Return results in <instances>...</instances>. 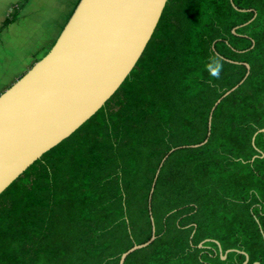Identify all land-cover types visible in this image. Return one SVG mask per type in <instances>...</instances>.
<instances>
[{
	"label": "trees",
	"instance_id": "16d2710c",
	"mask_svg": "<svg viewBox=\"0 0 264 264\" xmlns=\"http://www.w3.org/2000/svg\"><path fill=\"white\" fill-rule=\"evenodd\" d=\"M232 2L166 1L116 91L0 193V264H118L172 148L124 264H264V0Z\"/></svg>",
	"mask_w": 264,
	"mask_h": 264
},
{
	"label": "water",
	"instance_id": "95a60500",
	"mask_svg": "<svg viewBox=\"0 0 264 264\" xmlns=\"http://www.w3.org/2000/svg\"><path fill=\"white\" fill-rule=\"evenodd\" d=\"M166 1H78L48 52L0 94V193L43 153L89 119L116 91L144 50ZM243 65L247 70L243 79L224 92L211 107L207 137L190 147L207 141L216 105L248 74L249 65ZM263 131L264 127L256 133ZM173 150L175 148L161 159L149 191L151 236L123 252L118 264H124L130 253L155 239L151 196L159 170ZM214 242L219 247L221 259H225L232 249L222 254L219 243ZM240 253L245 256L243 264H247L248 256Z\"/></svg>",
	"mask_w": 264,
	"mask_h": 264
},
{
	"label": "rangeland",
	"instance_id": "374dc122",
	"mask_svg": "<svg viewBox=\"0 0 264 264\" xmlns=\"http://www.w3.org/2000/svg\"><path fill=\"white\" fill-rule=\"evenodd\" d=\"M18 0H0V23ZM77 0H32L0 33V67L24 65L22 76L56 40ZM14 79H18V78ZM16 81V80H15ZM13 80L12 84L15 82Z\"/></svg>",
	"mask_w": 264,
	"mask_h": 264
},
{
	"label": "crops",
	"instance_id": "0c3cea01",
	"mask_svg": "<svg viewBox=\"0 0 264 264\" xmlns=\"http://www.w3.org/2000/svg\"><path fill=\"white\" fill-rule=\"evenodd\" d=\"M23 68L24 65H19V64L15 66H11L10 70L9 68H7V65L0 67V94L12 84L13 80L14 81L17 80L14 78L20 75Z\"/></svg>",
	"mask_w": 264,
	"mask_h": 264
},
{
	"label": "clouds",
	"instance_id": "9594fccd",
	"mask_svg": "<svg viewBox=\"0 0 264 264\" xmlns=\"http://www.w3.org/2000/svg\"><path fill=\"white\" fill-rule=\"evenodd\" d=\"M204 69L209 73V76L214 79H219L223 71V63L219 56L212 54L205 59Z\"/></svg>",
	"mask_w": 264,
	"mask_h": 264
}]
</instances>
